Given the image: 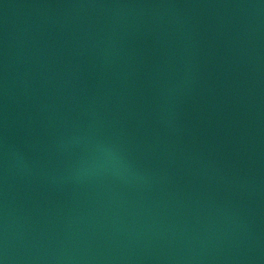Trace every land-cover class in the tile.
<instances>
[{"label": "water", "instance_id": "95a60500", "mask_svg": "<svg viewBox=\"0 0 264 264\" xmlns=\"http://www.w3.org/2000/svg\"><path fill=\"white\" fill-rule=\"evenodd\" d=\"M0 260L264 264V0H0Z\"/></svg>", "mask_w": 264, "mask_h": 264}, {"label": "clouds", "instance_id": "9594fccd", "mask_svg": "<svg viewBox=\"0 0 264 264\" xmlns=\"http://www.w3.org/2000/svg\"><path fill=\"white\" fill-rule=\"evenodd\" d=\"M119 163L121 164V166H127L122 160L121 158L116 154L115 150L110 148V147H106L104 149H102V155L100 158H98L97 160H94L91 162L92 166H96L97 164H106V163Z\"/></svg>", "mask_w": 264, "mask_h": 264}, {"label": "snow or ice", "instance_id": "6c2138e0", "mask_svg": "<svg viewBox=\"0 0 264 264\" xmlns=\"http://www.w3.org/2000/svg\"><path fill=\"white\" fill-rule=\"evenodd\" d=\"M0 264H3V260H0Z\"/></svg>", "mask_w": 264, "mask_h": 264}]
</instances>
